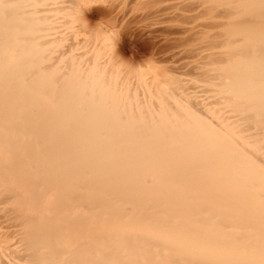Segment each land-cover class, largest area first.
<instances>
[{"label": "bare ground", "instance_id": "6f19581e", "mask_svg": "<svg viewBox=\"0 0 264 264\" xmlns=\"http://www.w3.org/2000/svg\"><path fill=\"white\" fill-rule=\"evenodd\" d=\"M25 1L0 0V208L21 222L0 239V264H264V0L258 24L234 31L245 56L219 67L215 120L191 136L88 127L95 112L76 109L64 119L63 98L40 95ZM103 93L65 99L124 103Z\"/></svg>", "mask_w": 264, "mask_h": 264}, {"label": "rangeland", "instance_id": "374dc122", "mask_svg": "<svg viewBox=\"0 0 264 264\" xmlns=\"http://www.w3.org/2000/svg\"><path fill=\"white\" fill-rule=\"evenodd\" d=\"M31 1L25 4L24 19L30 24L25 27L27 34H36H28L30 39L25 35L26 45L29 40L38 43V52L32 57H38V79L44 82L40 95L43 99L54 95L63 98L65 105L58 110L65 112L64 119L70 112L77 115L76 109L79 113L95 112L92 118L98 124L88 127L150 128L156 132L160 127L185 128L176 133L183 136H191L201 127L196 122L199 119L215 120L209 101L221 78L219 67L229 69L232 58L245 56L237 51L245 44L244 34L239 36L236 31L234 35V31L248 23L258 24L256 17L263 14L262 7L257 11L259 0ZM53 8L60 10L53 19L40 13ZM57 19L64 22L63 31L57 28L62 26L52 23L59 22ZM228 69L221 72H230ZM99 90L106 96L123 97L124 103L115 109L108 101L109 107L87 108L65 99L70 95L97 97ZM96 100L92 102L97 106ZM110 112L118 113V118L111 117ZM40 117V133H49L45 116ZM114 120L120 123L116 125ZM2 209L0 239L12 242L13 230L21 222L12 219L6 207Z\"/></svg>", "mask_w": 264, "mask_h": 264}]
</instances>
